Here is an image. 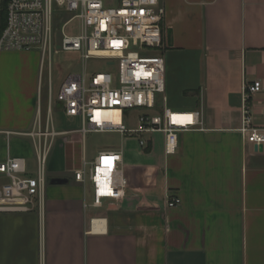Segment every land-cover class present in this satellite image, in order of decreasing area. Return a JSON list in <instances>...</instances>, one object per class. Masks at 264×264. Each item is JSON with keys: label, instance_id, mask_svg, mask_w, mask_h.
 Listing matches in <instances>:
<instances>
[{"label": "crops", "instance_id": "0c3cea01", "mask_svg": "<svg viewBox=\"0 0 264 264\" xmlns=\"http://www.w3.org/2000/svg\"><path fill=\"white\" fill-rule=\"evenodd\" d=\"M161 2L167 106L198 110L202 122L179 132L167 156L161 132L147 136L139 160L99 150L123 153L122 199L95 205L93 187H78L88 133L55 127L50 94L44 109L40 52L0 51V162L26 158L30 137L63 148L41 208L0 212V264H264V147L241 131L244 85L255 80L251 120L264 126V0ZM56 177L68 182L51 184Z\"/></svg>", "mask_w": 264, "mask_h": 264}, {"label": "built area", "instance_id": "2783aa9c", "mask_svg": "<svg viewBox=\"0 0 264 264\" xmlns=\"http://www.w3.org/2000/svg\"><path fill=\"white\" fill-rule=\"evenodd\" d=\"M165 15L161 0H0V51L40 52L42 71L48 69L50 98L54 54L65 51L77 53L83 60H103L114 71L70 73L62 82L56 99L64 112L82 118L84 135L120 131L137 137L142 148L148 147L149 134L161 132L167 156L177 152L179 132L202 119L198 110L178 111L167 106ZM262 85L260 80L244 85L242 107L241 131L248 142L257 145H264V126L252 123L250 101ZM132 109L145 110L138 114L136 129L124 123L126 112ZM114 110H120V122L110 118L108 112ZM175 113L191 119H177ZM49 150L39 147L36 175L30 173L25 157L10 156L0 162V173L8 178L0 186V212L41 208ZM91 165L95 205H101L104 198L125 197L128 179L122 151L102 150ZM99 171H104L101 180ZM75 178L81 188L90 185L82 169L75 172ZM178 202L177 197L169 196L167 205L174 207Z\"/></svg>", "mask_w": 264, "mask_h": 264}, {"label": "rangeland", "instance_id": "374dc122", "mask_svg": "<svg viewBox=\"0 0 264 264\" xmlns=\"http://www.w3.org/2000/svg\"><path fill=\"white\" fill-rule=\"evenodd\" d=\"M114 71V67L108 66L103 60L99 59H88L83 60L77 53H68L65 51H60L58 54L53 56L52 65V106H53V119L54 124L57 129H80L82 127V118L80 116H67L62 112L61 103L56 99L57 92L59 90L62 82L67 78L70 73H93L97 71ZM48 69L45 70V77L42 81V99L43 107L46 110L48 106L49 99V83H48ZM162 97V96H161ZM162 106V101L159 103L158 109ZM143 109H132L126 112V117L124 123L129 129H136L139 126L137 117L140 112H144ZM49 121V130L54 131L52 116L48 113L47 115ZM45 128V124L44 127ZM56 131V130H55ZM59 138L66 139L65 137L71 136L73 132L70 131H59ZM41 134V133H40ZM58 135V134H57ZM75 136H82L80 132L74 133ZM41 136V135H40ZM44 137V135H42ZM51 142L47 143L42 140V144L39 139L35 137L29 138L30 152L26 155L28 161L29 171L33 175L37 174L38 168V150L37 147L40 145L42 148L51 147L48 159L45 163L46 174L49 175L50 172L54 171L59 167V162L63 158V148L58 147V143L54 142L51 146ZM85 156L88 164L84 165L82 160L79 162V167L84 171L86 175L87 185L91 186V161L98 154V151L105 148H121L126 157L139 160V153L141 149L138 139L133 136L130 137L123 134L120 131H106V132H90L85 136ZM160 154V153H159ZM75 157V156H74ZM70 179L72 182L75 181L74 174H70ZM7 178L0 177V185L7 181ZM49 186V185H48ZM79 188H81L78 185ZM85 186H82L83 189Z\"/></svg>", "mask_w": 264, "mask_h": 264}, {"label": "bare ground", "instance_id": "6f19581e", "mask_svg": "<svg viewBox=\"0 0 264 264\" xmlns=\"http://www.w3.org/2000/svg\"><path fill=\"white\" fill-rule=\"evenodd\" d=\"M108 114L110 115V118L112 120H114V122H120L121 121V112L120 110H114V111H110L108 112ZM176 115H174L175 118L177 119H182V120H189L191 119V116L188 115V116H185V115H180L178 113H175ZM45 134H47V132H45ZM44 134V136H45ZM104 171H99V174H98V179L101 180L102 179V175H104L103 173ZM103 192V191H101Z\"/></svg>", "mask_w": 264, "mask_h": 264}, {"label": "water", "instance_id": "95a60500", "mask_svg": "<svg viewBox=\"0 0 264 264\" xmlns=\"http://www.w3.org/2000/svg\"><path fill=\"white\" fill-rule=\"evenodd\" d=\"M263 147H264L263 144H260L259 146L258 145L255 146L256 150H263ZM50 182L51 184H64L68 182V179L63 177H56V178H52Z\"/></svg>", "mask_w": 264, "mask_h": 264}]
</instances>
